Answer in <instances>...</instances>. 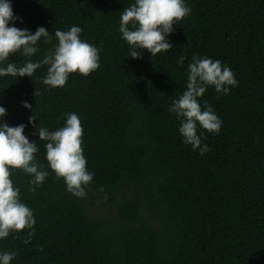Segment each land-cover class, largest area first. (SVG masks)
<instances>
[{
	"label": "trees",
	"instance_id": "obj_1",
	"mask_svg": "<svg viewBox=\"0 0 264 264\" xmlns=\"http://www.w3.org/2000/svg\"><path fill=\"white\" fill-rule=\"evenodd\" d=\"M133 3L11 0L23 17L15 27L43 26L52 37L39 42L33 61L57 43V29L73 25L102 51L97 71L70 74L63 88L42 83L47 66L32 79L0 78L5 122L27 125L49 172L31 191V177L12 170L36 224L30 242L24 229L0 240V252L16 253L11 264H264V0H186L191 15L174 25L171 51L151 57L143 50L141 58L130 57L119 32L121 11ZM194 55L220 60L239 82L219 98L209 87L199 100L223 121L219 135L205 130L210 151L203 156L182 143L180 122L167 110L186 90ZM25 59L16 54L8 62L23 66ZM33 112L34 123L50 131L64 125L65 113L79 115L94 173L90 205L48 169L44 142L28 122Z\"/></svg>",
	"mask_w": 264,
	"mask_h": 264
},
{
	"label": "clouds",
	"instance_id": "obj_2",
	"mask_svg": "<svg viewBox=\"0 0 264 264\" xmlns=\"http://www.w3.org/2000/svg\"><path fill=\"white\" fill-rule=\"evenodd\" d=\"M191 11L186 0H134L131 6L121 11L119 25L121 38L130 47V57L141 58L143 50H147L151 57L171 51L173 45L168 37L175 31L174 25L190 16ZM17 22L23 24V17L14 15L11 0H0V78L27 76L32 79L38 69L47 66L42 83L49 88H63L70 74L87 77L100 68L102 50L81 38L80 26L73 25L66 31L57 29V43L42 59L33 61L32 57L40 51L39 42L49 44L52 37L43 26L32 32L26 27H15ZM16 54L26 58L23 66L8 62L9 57ZM185 59L181 54L178 66L183 67ZM186 74V90L173 100L167 110L180 122L178 132L182 143L203 156L210 151L209 145L202 141L205 130L211 135H219L223 121L211 105L206 102L202 105L199 100L209 87L219 94V98L230 94L239 82L232 69L220 60L195 55L187 66ZM21 104L25 109H32L26 100ZM6 115V108L0 106V240L28 229L29 239L25 240L28 243L34 234L36 219L34 211L22 202L20 187L15 186L10 178L14 174L12 170L19 169L31 177V191H36L43 184L49 172L37 160L38 143L30 142L25 135L27 125L9 126L5 122ZM64 116V125L54 131L38 127L34 123L38 120L34 112L28 122L36 130L34 135L44 142L48 169L57 179L63 178L71 195L82 199L94 181V173L86 167L82 147L84 129L79 115L67 112ZM15 258V252H0V264H11Z\"/></svg>",
	"mask_w": 264,
	"mask_h": 264
},
{
	"label": "rangeland",
	"instance_id": "obj_3",
	"mask_svg": "<svg viewBox=\"0 0 264 264\" xmlns=\"http://www.w3.org/2000/svg\"><path fill=\"white\" fill-rule=\"evenodd\" d=\"M86 192H87V195H86L85 199H86L87 203L90 205L91 199H92V194L90 193V191L88 190V188L86 189ZM95 203L97 204V207H96L95 210H98V208L101 209L100 208V203H99L98 199H95Z\"/></svg>",
	"mask_w": 264,
	"mask_h": 264
}]
</instances>
